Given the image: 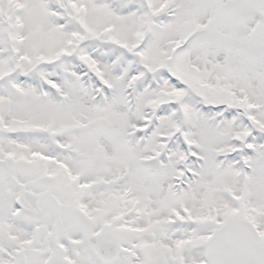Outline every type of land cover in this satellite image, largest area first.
Segmentation results:
<instances>
[{"label": "snow or ice", "instance_id": "snow-or-ice-1", "mask_svg": "<svg viewBox=\"0 0 264 264\" xmlns=\"http://www.w3.org/2000/svg\"><path fill=\"white\" fill-rule=\"evenodd\" d=\"M0 264H264V0H0Z\"/></svg>", "mask_w": 264, "mask_h": 264}]
</instances>
